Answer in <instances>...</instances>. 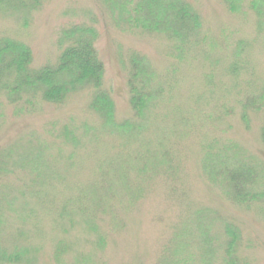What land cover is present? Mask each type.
<instances>
[{
    "label": "rangeland",
    "instance_id": "obj_1",
    "mask_svg": "<svg viewBox=\"0 0 264 264\" xmlns=\"http://www.w3.org/2000/svg\"><path fill=\"white\" fill-rule=\"evenodd\" d=\"M105 1L109 6L103 0L0 4V42L29 49L28 72L55 67L61 31L88 25L98 33L101 89L114 103L117 122L135 121L126 84L134 56L143 57L151 74L147 91L156 92L140 123L141 138L90 110L93 89L72 93L60 105L43 102L39 89L14 94L13 102L0 94V248L15 251L12 241L22 233L27 242L17 249L32 248L31 264H55L52 253L61 240L71 248L64 264H172L185 249L191 264H229V257L233 264H264V205L244 206L234 191L228 198L212 181L214 167L226 169L225 176L228 168H251L258 174L251 194L264 191L262 115L237 102L264 89V13L257 26L253 0H241L237 15L223 0H190L201 18L197 38L205 43L176 50L164 36L117 25L110 9L115 0ZM237 48L242 53L235 54ZM235 55L243 65L233 77L227 70ZM62 131L70 143L55 139ZM52 142L63 146L47 148ZM154 149L168 154L153 162ZM120 182L132 197L107 199L102 210L112 218L102 217L98 205L72 203L84 194L99 200L111 185L118 192ZM19 193L29 194L25 202Z\"/></svg>",
    "mask_w": 264,
    "mask_h": 264
},
{
    "label": "trees",
    "instance_id": "obj_2",
    "mask_svg": "<svg viewBox=\"0 0 264 264\" xmlns=\"http://www.w3.org/2000/svg\"><path fill=\"white\" fill-rule=\"evenodd\" d=\"M103 1L108 5V2L105 0ZM2 2L3 0H0V4ZM223 2L228 6L229 13L237 15V12L241 9V0H223ZM25 3L24 1L22 2L24 8H26ZM114 6L115 8H109L117 13V20H119V23H117L116 20H114V22L121 27H125L123 28L125 30H139L143 34H158L164 36L172 43V47L176 50L198 44L204 45L205 43L197 38L201 28V18L194 10L190 0H115ZM250 8L255 12V17L257 19L256 24L258 26L259 21L263 19L264 0L250 1ZM97 38L98 33L96 29L88 25H75L65 30L63 29L58 38V45L61 51L57 58L56 65H54L55 67H46L34 73H30L27 70L31 62V53L26 46L9 41L0 42V94H8L9 101L13 102L12 95L19 92L30 95L33 91L39 89L43 102L52 105H60L63 104L65 98L72 93L74 94L84 89H93L94 93L89 104L90 110L105 123H112L111 125L118 123L132 128L134 131L128 133L132 136L131 138H141V126L143 127V125L140 123L145 119L149 105L156 93L155 91H147L151 74L147 71L145 62L143 63V57L134 56L132 58L126 84L129 95L128 105L135 121L138 122L130 120L123 121L122 123L117 122L115 119L114 103L109 95L101 89L103 83V65L98 59L95 48ZM246 45L248 46V44ZM236 50L235 54L242 53L238 48ZM5 56H12V58L8 61L5 60ZM231 63L233 64L227 71L233 77H236V73L243 64L237 59V56L234 57ZM161 89L162 88L159 89V92H161ZM237 102L241 109L250 110L248 112L260 113L262 115L263 121L260 127L259 138L262 145H264V89L262 93L257 96H241L240 100ZM241 118L244 125L247 126L246 113H244ZM66 133L67 132L62 131L55 139L63 138L64 143H70V141H67L69 139L65 136ZM52 146L59 147L63 145L62 143L57 145L52 142L47 148ZM158 152L159 150L155 149L149 152L153 162H158L159 158L168 154L166 152H159L160 154L158 155ZM139 156H136V158L141 159ZM213 170L215 173L212 176V181L216 182L218 187L222 189V194L224 196L228 198L229 196L232 197L231 194L232 191H234L238 202H241L244 206L250 203H260L264 205V191L262 193H256L255 195H253V193L251 194L258 179V174L251 168L244 171H242L240 167H235L231 170L228 168L229 172L226 176V169L224 168L216 170L214 167ZM1 176L3 175H0V177ZM261 177L264 183V175ZM171 178H173V176ZM117 189L118 192H116V188L111 185L107 189H102L100 191L103 196H100L99 200L94 199L92 195L84 194L80 198L81 201H73L72 203L78 205H98L100 213L103 214L101 216L109 219L112 218L110 211L102 210L108 198L110 200H121L126 194L132 197L128 188H123V182L117 184ZM224 189H228L227 192H225ZM19 195L21 197L20 200L23 202H25V198L29 196V194H27L24 197L20 193ZM103 198H106V200H103ZM236 198L234 197L235 200ZM69 202H71V199ZM241 203L238 205L241 206ZM9 204L10 203H8V205ZM118 205L120 208L126 207L123 204ZM77 211L81 214L85 212L81 207L78 208ZM76 215L79 216L78 213H76ZM21 216L22 215L19 216V220ZM1 224L4 225L2 216L0 217V225ZM56 230L62 234V236L69 233L61 230V228H56ZM2 233L1 231V234ZM234 238L235 236L233 237L232 243L235 241ZM25 242L27 241L22 233H18L12 241L15 251L8 253L6 250L0 248V264L33 263L36 254L31 255L32 248L30 249L25 246L24 248L17 249L18 243L23 247L26 245ZM99 247L102 248V245ZM70 250V245L67 242L63 240L57 241L52 253L54 263L64 264V256ZM177 252L178 248L177 250H173V253ZM185 253L186 254L178 258H175L176 256L173 257L171 261L172 264H177L178 260V264H191L192 259L186 249ZM230 258L232 257L228 258V263L233 264V258Z\"/></svg>",
    "mask_w": 264,
    "mask_h": 264
}]
</instances>
